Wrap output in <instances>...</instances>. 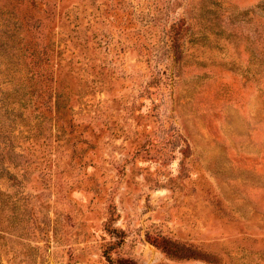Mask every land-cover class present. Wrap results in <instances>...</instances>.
Returning a JSON list of instances; mask_svg holds the SVG:
<instances>
[{"label":"rangeland","instance_id":"374dc122","mask_svg":"<svg viewBox=\"0 0 264 264\" xmlns=\"http://www.w3.org/2000/svg\"><path fill=\"white\" fill-rule=\"evenodd\" d=\"M0 264H264V0H0Z\"/></svg>","mask_w":264,"mask_h":264},{"label":"trees","instance_id":"16d2710c","mask_svg":"<svg viewBox=\"0 0 264 264\" xmlns=\"http://www.w3.org/2000/svg\"><path fill=\"white\" fill-rule=\"evenodd\" d=\"M38 76H40V75L38 74Z\"/></svg>","mask_w":264,"mask_h":264}]
</instances>
